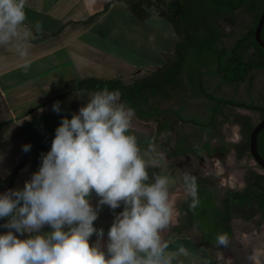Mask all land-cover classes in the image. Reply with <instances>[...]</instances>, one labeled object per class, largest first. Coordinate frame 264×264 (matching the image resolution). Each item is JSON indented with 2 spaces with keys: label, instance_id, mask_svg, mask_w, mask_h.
Masks as SVG:
<instances>
[{
  "label": "clouds",
  "instance_id": "clouds-1",
  "mask_svg": "<svg viewBox=\"0 0 264 264\" xmlns=\"http://www.w3.org/2000/svg\"><path fill=\"white\" fill-rule=\"evenodd\" d=\"M26 0H0V46H11L21 58L29 55L32 30L25 25ZM37 33L42 24L34 25ZM27 72L31 67L21 65ZM59 113L60 102L53 104ZM134 110L120 102L119 91L90 94L89 101L64 117L55 129L51 149L41 153L38 171L22 189L0 193V264H173L189 252L180 246L169 252L162 233L170 227L174 208L169 178L153 172L140 155L137 137L129 134ZM31 144L22 146L29 152ZM154 151V148L152 149ZM151 179L152 182L149 183ZM191 197L199 204L197 178L183 176ZM100 199L95 208L92 193ZM115 214L104 243V230L95 228L102 206ZM48 226L50 232L42 230ZM27 234L26 238L24 237ZM97 239L90 244V238ZM227 245L226 236L217 238Z\"/></svg>",
  "mask_w": 264,
  "mask_h": 264
},
{
  "label": "crops",
  "instance_id": "crops-1",
  "mask_svg": "<svg viewBox=\"0 0 264 264\" xmlns=\"http://www.w3.org/2000/svg\"><path fill=\"white\" fill-rule=\"evenodd\" d=\"M110 1L26 0L25 25L33 33L29 55L21 58L13 47L0 46V193L24 187L25 181L38 171L41 153L51 149L55 129L62 119H71L89 101L90 94L99 92L78 89L81 81L129 82L139 72L162 67L167 63L164 54L174 52L180 38L172 27L156 24L152 16L146 22L138 20L122 1L112 3L94 23H85ZM37 21L43 26L40 33L34 27ZM25 61L31 65L27 72L21 67ZM57 101L59 113L52 107ZM129 134L137 137L141 157L154 165L149 168L150 178L153 172L169 178L174 212L170 227L162 236L169 242V252H177L180 246L189 252L188 256L179 255L173 264H226L222 255L207 252L201 234L194 236L187 231L193 228L184 227L178 234V228L184 226V203L189 195L169 165L172 159L158 150L156 142L160 136L156 126L134 115ZM25 144H31L29 152L22 151ZM99 199L94 192L91 194L94 208ZM121 211L123 205L114 211L104 205L94 221L95 228L104 230L105 245L115 214ZM6 222L7 218L0 219V225ZM5 231L0 228V234ZM42 231L52 229L45 226ZM26 237L27 234L20 238ZM96 239L94 234L90 244Z\"/></svg>",
  "mask_w": 264,
  "mask_h": 264
},
{
  "label": "trees",
  "instance_id": "trees-1",
  "mask_svg": "<svg viewBox=\"0 0 264 264\" xmlns=\"http://www.w3.org/2000/svg\"><path fill=\"white\" fill-rule=\"evenodd\" d=\"M116 1L124 2L142 22L154 13L163 16L180 40L173 53L164 54L167 63L160 68L139 72L129 82L83 80L78 89L119 91L120 102L132 108L138 119L153 123L158 136L174 132L176 143L166 153L170 159L211 154L216 150L215 138L224 150L229 149L222 124L233 115L243 123V148L248 149L257 123L235 110H251L264 117V101L236 98V94H227L225 87L231 86L237 93L245 86L250 95L257 90L259 73L264 72V48L257 42L255 30L264 12V0H111L85 23H94ZM261 37L264 40V26ZM260 97L264 99V92ZM185 118L188 125L181 124ZM258 147L264 156V130L259 134ZM189 171L197 178L199 204L190 210L188 196L184 226L178 228V234L184 227L195 226L203 231L206 241L216 243L219 236L232 234L230 230L221 233L219 226H224L220 221L231 219L229 212L235 204L258 205L247 220L261 212L264 221V174L253 172L255 183L242 192L231 189L221 200V190L203 176L200 166H189ZM14 177L10 176L9 181Z\"/></svg>",
  "mask_w": 264,
  "mask_h": 264
},
{
  "label": "rangeland",
  "instance_id": "rangeland-1",
  "mask_svg": "<svg viewBox=\"0 0 264 264\" xmlns=\"http://www.w3.org/2000/svg\"><path fill=\"white\" fill-rule=\"evenodd\" d=\"M151 20L161 26H165L167 28L172 27L163 16L157 13L152 14ZM172 29L174 28L172 27ZM256 89L257 90H254L253 94L250 95L245 86H241L237 93L233 87H225L227 94H236V98L246 99L249 101L252 100V98H255L257 102H263L264 99L260 97L261 93L264 92L263 71L259 73ZM238 112H240L243 116L251 117L254 123H258L263 118L259 113L251 110L239 109ZM223 131L228 139H240V135L238 133V126L236 124L224 125ZM158 140L159 141L156 142L158 150L160 153L166 156V153L169 151V149L173 147L175 134L174 132H170L167 135L160 136ZM233 156L234 149L231 148L223 157H220L219 155H214L198 159L194 157L190 158L187 156L175 160H170L169 165L174 168V170L178 173L182 181L184 174L190 173L189 166H193L194 168L200 166L203 171V174L208 176V181L215 185L217 188H224L226 186L242 188L243 182L241 177L245 172V165L248 164L250 166L256 167L257 164L252 158H250L249 161H235ZM259 171L263 172V170L260 169ZM187 231L193 233L194 236L200 234V232H198V230H196L195 228L189 229ZM235 237L237 238V240H240V242H242L243 244H246L247 249H250L244 252L247 256L251 255V248H253L252 246L256 244V248H258L257 246L260 245L259 248L261 249L257 252V254L259 253L258 256L261 258L264 257V222L260 224L256 222V220L251 223H245L242 221L236 222ZM233 249L231 250L233 252H231V256H234L236 254ZM207 252L212 256L216 255V252H214V249L211 247L207 248ZM224 261L226 263L229 262V260H227L226 258H224ZM230 261L232 262L234 261V259L230 258Z\"/></svg>",
  "mask_w": 264,
  "mask_h": 264
},
{
  "label": "flooded vegetation",
  "instance_id": "flooded-vegetation-1",
  "mask_svg": "<svg viewBox=\"0 0 264 264\" xmlns=\"http://www.w3.org/2000/svg\"><path fill=\"white\" fill-rule=\"evenodd\" d=\"M238 110L239 109H236L235 112L240 113V112H238ZM223 119H224V117H220V120H223ZM183 120L184 121H182L181 124H184V125L189 124V120L187 118H185ZM226 124H236L238 126V133L240 135L239 140L228 139L226 137V135L223 131V126ZM222 132L225 135V137H224L225 141L231 145L229 147V149L224 150L221 141L218 138H215V139H213V144L215 147L214 149H216L215 152H213L211 154H207V155L202 156L200 158H203L206 156H214V155H219L220 157H223L231 148H233L234 149L233 158L235 159V161H243V160L249 161L250 158L253 159L251 152H250V147L248 149L243 148V142L245 141V138H244L245 128L243 126L242 121H239L235 115L231 116L228 120H226L222 124ZM175 143H176V138L174 140L173 146L175 145ZM183 157H187V156H183ZM188 157H190V156H188ZM178 158H181V157H176V158H173L172 160H175ZM245 166H246L245 172L243 173V175L241 177L242 182H243V187L242 188H234L232 186H226L224 188L220 187L219 189L221 190V195H220L221 200L224 199V197H226L229 190L232 189V190L242 192V191L246 190L247 188H249L250 185L255 183V181L252 180L253 172H256L258 174H264V171L263 172L259 171V169L262 170V168H260L258 165L256 167H253V166L246 164ZM203 176L208 178V176H206L204 174H203ZM258 207H259L258 205H254L253 207H251L250 204H245L243 206L235 204V206H233V208L229 212L231 219H229L228 222L226 220L220 221L221 224L224 223V226H222V225L219 226L221 233L225 230H227V231L230 230L232 232V234L226 233L224 235L227 237V240H228L227 245L218 244V242L210 243V242L205 240L204 233L201 229H199L198 227H195V226L190 227V228H195L196 230H198L200 232L201 241L204 244V246H206V248H209V247L213 248L214 252H217L218 255H222L224 258L229 260V262H227L226 264H264V257L261 258V257L255 255L256 254V245L255 244H254V246H252L253 248H251V255L247 256L244 252L247 250H250V249H247L246 248L247 245L245 246V244L240 242V240H237V238L235 237V223L236 222L242 221L245 223H251L254 220H256V222H258L259 224L264 222V221H262L263 218H262L261 212L256 213L251 219L247 220L248 216L252 215L255 210L259 209ZM221 212H223V214L225 213L224 208H221ZM218 225H219V223H218ZM212 231L213 230L211 227V233H212ZM248 236H251V235H248ZM234 247H238V250L235 251L236 254L234 256H231V252H232L231 250ZM230 258L234 259V261L231 262Z\"/></svg>",
  "mask_w": 264,
  "mask_h": 264
},
{
  "label": "water",
  "instance_id": "water-1",
  "mask_svg": "<svg viewBox=\"0 0 264 264\" xmlns=\"http://www.w3.org/2000/svg\"><path fill=\"white\" fill-rule=\"evenodd\" d=\"M263 26H264V12L260 16L259 22L255 30V38L257 42L264 48V40L261 37ZM262 130H264V117L255 125V127L251 132L249 139V147L254 161L264 171V157L261 155L258 147V137Z\"/></svg>",
  "mask_w": 264,
  "mask_h": 264
},
{
  "label": "bare ground",
  "instance_id": "bare-ground-1",
  "mask_svg": "<svg viewBox=\"0 0 264 264\" xmlns=\"http://www.w3.org/2000/svg\"><path fill=\"white\" fill-rule=\"evenodd\" d=\"M255 245H256V244H255ZM257 245H258V244H257ZM245 246H246V244H245ZM245 246H244V247H245ZM259 246H260V245H258V248H256V254H255L256 256H258L257 252H258L259 250H261V249L259 248ZM261 247H262V246H261ZM263 249H264V248H263ZM233 250H234V251H237V250H238V247H234Z\"/></svg>",
  "mask_w": 264,
  "mask_h": 264
}]
</instances>
